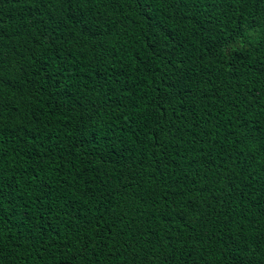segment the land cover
<instances>
[{"label":"trees","instance_id":"obj_1","mask_svg":"<svg viewBox=\"0 0 264 264\" xmlns=\"http://www.w3.org/2000/svg\"><path fill=\"white\" fill-rule=\"evenodd\" d=\"M0 264H264V0H0Z\"/></svg>","mask_w":264,"mask_h":264}]
</instances>
